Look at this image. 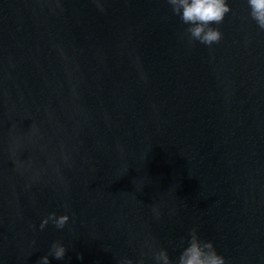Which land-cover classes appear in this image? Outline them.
<instances>
[{
    "label": "water",
    "instance_id": "1",
    "mask_svg": "<svg viewBox=\"0 0 264 264\" xmlns=\"http://www.w3.org/2000/svg\"><path fill=\"white\" fill-rule=\"evenodd\" d=\"M228 4L209 47L166 0H0V264H175L193 229L264 264V31Z\"/></svg>",
    "mask_w": 264,
    "mask_h": 264
},
{
    "label": "clouds",
    "instance_id": "2",
    "mask_svg": "<svg viewBox=\"0 0 264 264\" xmlns=\"http://www.w3.org/2000/svg\"><path fill=\"white\" fill-rule=\"evenodd\" d=\"M173 15L187 25L186 33L189 42L197 41L202 45L211 46L222 39V33L213 25H219L231 12L228 0H166ZM249 16L258 28L264 31V0H246ZM97 6L100 7L99 3ZM103 9L101 8V11ZM153 215L159 218V210L152 209ZM51 221L57 229H63L69 221L67 215L50 214L41 223L43 228ZM67 249L61 243H53L48 255L42 256L37 264H50V259L63 260ZM153 264H173L167 252L163 249L153 252ZM119 264H133L130 259H123ZM143 264V260L138 261ZM175 264H226L223 256L217 253L211 242H205L198 237L195 229L190 232L187 246L183 248Z\"/></svg>",
    "mask_w": 264,
    "mask_h": 264
}]
</instances>
